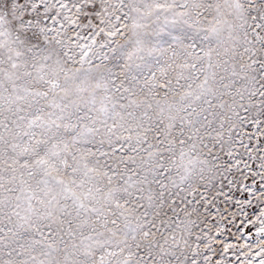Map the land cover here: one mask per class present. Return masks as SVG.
Masks as SVG:
<instances>
[{
    "label": "snow or ice",
    "instance_id": "6c2138e0",
    "mask_svg": "<svg viewBox=\"0 0 264 264\" xmlns=\"http://www.w3.org/2000/svg\"><path fill=\"white\" fill-rule=\"evenodd\" d=\"M0 264H264V0H0Z\"/></svg>",
    "mask_w": 264,
    "mask_h": 264
}]
</instances>
